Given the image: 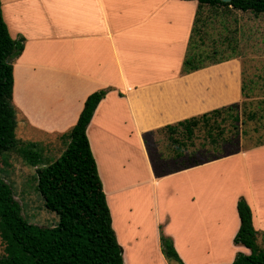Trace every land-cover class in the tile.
Listing matches in <instances>:
<instances>
[{"label": "crops", "instance_id": "crops-1", "mask_svg": "<svg viewBox=\"0 0 264 264\" xmlns=\"http://www.w3.org/2000/svg\"><path fill=\"white\" fill-rule=\"evenodd\" d=\"M0 3L10 36L24 39L23 50L13 63L12 103L23 125L42 135L31 143L63 144L60 136L76 123L86 97L110 88L96 106L86 136L112 228L122 247L123 264H130L136 250L143 252L140 245L134 249L137 237L122 236L116 226L120 218L123 226L138 230L142 236L145 227L141 220L132 222L130 218L131 214L139 216L141 204L134 200L137 195L151 199L155 254L164 264L175 261L166 260L162 253L160 230L172 238L182 264H186V249L180 246L186 244L173 227L181 221L185 225L186 215L181 217L177 212H186V201L178 211L175 206H182L177 201L187 189L191 210L199 205L198 211L203 210L199 201L207 195L217 201L218 206L210 211L215 216L203 212L200 220L209 223L214 217L221 226L227 224L228 212L235 222L234 237L239 227L236 203L243 197L251 209L254 229L264 232V143H258L259 139L247 143L238 139L231 144L232 153L189 168L159 175L154 172V165L159 172L175 165L173 152L178 143L174 138L179 135L167 126L244 98L254 99L244 97L241 91L244 70L237 59L183 72L195 0ZM181 144H186L185 139ZM204 167L217 171L213 180L200 179L201 172L196 170ZM221 228L205 224L188 230V242L197 240L202 249L213 251L211 245L223 237ZM235 251L249 253L241 245H236Z\"/></svg>", "mask_w": 264, "mask_h": 264}, {"label": "trees", "instance_id": "trees-1", "mask_svg": "<svg viewBox=\"0 0 264 264\" xmlns=\"http://www.w3.org/2000/svg\"><path fill=\"white\" fill-rule=\"evenodd\" d=\"M196 1L198 6L182 63L184 73L231 58H214V49L211 53L199 51L197 44L191 41L192 36L199 32L197 20L203 5L250 11L255 15L264 14V0ZM23 47L22 37L10 36L0 3V160L4 152L21 143L15 134L12 91L13 63ZM248 81L242 77L241 91L244 97H248V90L250 92ZM109 89H98L86 97L76 123L60 136L64 142L63 152L51 163L39 166L41 150L37 149V144L22 142L24 146L19 151L20 155L33 166L38 165L36 189L43 199L44 207L56 216L55 225L39 226L27 221L21 213L20 204L14 199L10 184L0 176V264H123L122 247L112 228L103 185L86 136V127L93 112ZM255 99H259L256 111L250 108L249 101L244 98L240 103L222 106L174 126H167L168 131L179 135L173 141L178 143L173 152L175 165L161 172L154 165V172L159 175L189 168L221 157L222 153H232L233 148L223 150L227 145L231 147L238 139L251 141L246 138L264 131V125L260 128L252 125L258 119L264 121V96ZM239 124L243 125L242 129ZM198 128L204 132L202 144L193 142ZM183 139L186 144H181ZM259 140L258 143H264V139ZM236 210L239 227L232 242L244 246L249 253L238 251L230 263L222 264H264V249L256 239L258 233L264 237V232L254 229L251 209L243 197L238 198ZM160 246L168 261L182 264L172 238L162 230Z\"/></svg>", "mask_w": 264, "mask_h": 264}, {"label": "rangeland", "instance_id": "rangeland-1", "mask_svg": "<svg viewBox=\"0 0 264 264\" xmlns=\"http://www.w3.org/2000/svg\"><path fill=\"white\" fill-rule=\"evenodd\" d=\"M197 6L198 2L196 1V9ZM194 17L195 14L193 15L192 24ZM197 21L199 32L192 36L191 41L194 45L197 44V50L199 51L202 50L211 53V50L214 49L216 51L215 55H213L214 58L231 57L230 59H237L242 63V69L244 70L243 79H249L247 85L250 87V92L248 90L246 93L254 98L248 103L250 108L256 111L258 109L257 105L259 104L257 100L259 99L255 98L264 96V14L255 15L250 11L223 7L213 8L209 5H203ZM199 40H201V42ZM204 60L208 61L205 58ZM250 78L253 81H251ZM15 118L16 138L21 143H18L12 150L6 151L1 155L0 176L10 184L14 199L20 204L21 213L27 221L39 226H53L57 218L44 207L43 199L36 189V169L38 165L33 166L30 164L28 160L21 157L19 152L24 144L31 143V141H39L42 135L33 132L31 128L23 125L16 107ZM256 124L252 123L253 126L260 128L264 125V121L258 119ZM203 138H205L203 129L198 128L196 130L194 143L202 144ZM248 139H264V131H259L255 133L254 138L250 136V138H246V140ZM63 145L62 142L59 144H37V149L41 150V163L39 166L51 163L59 157L63 152ZM242 145L246 146L249 144ZM226 147L227 148L223 150V152L231 149L230 145ZM196 172H201L200 179L202 180H213L217 175V171L211 167L199 169L196 170ZM198 179L199 178H196V180ZM179 185L182 186L181 183H179ZM189 197L190 191H188V189L182 191L179 196V201H177L182 206L180 208L178 204L175 206V209L178 211L184 206L186 201V212H177V215L181 217L186 215L185 225H183L181 221L178 225H174L173 227L178 239L186 244H180V246L186 249V264L230 263L234 259L236 245L233 244V236H231L235 230V222L234 218L227 212L228 207L226 205L224 206L225 212H227L225 216H228L227 224L223 223L221 226H218L214 221V217L210 219L209 223L208 221L200 220V218L204 216L201 215L203 212V214H208L209 217L215 216L214 213H210L214 207L218 206H216L217 201L214 197L210 198L208 195L203 197L199 201V204H201L204 209L200 211H198L200 205L199 207H194L195 209L192 210L189 208ZM134 200L140 203L141 207L139 208V216H133L131 214L130 218L132 222L141 220L140 223L142 224V228L145 227V229H142V236L138 230L136 231L131 227L126 228V226H123V222L121 223L119 220L120 218H118V223L115 222L122 236H132L139 239L134 249L136 250V246L140 245V250L143 252L140 253L138 252L139 250H136V253L130 257L129 262L130 264H164L155 254L156 244L153 231L155 213L152 208L151 199L148 195H137L134 197ZM216 216H218V214ZM205 224H207V228L213 227L214 225L215 227H223L221 228V230L223 229V237H217L216 244L211 245L213 251H205L202 249L203 244L197 240L191 244L188 242L190 238H188L186 231L203 228ZM256 239L264 249V237L258 233ZM198 240L201 241V239ZM170 264L179 263L171 262Z\"/></svg>", "mask_w": 264, "mask_h": 264}, {"label": "water", "instance_id": "water-1", "mask_svg": "<svg viewBox=\"0 0 264 264\" xmlns=\"http://www.w3.org/2000/svg\"><path fill=\"white\" fill-rule=\"evenodd\" d=\"M221 1H223V2H230L231 0H221Z\"/></svg>", "mask_w": 264, "mask_h": 264}]
</instances>
